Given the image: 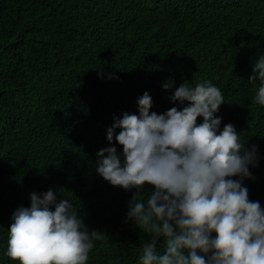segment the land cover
I'll return each mask as SVG.
<instances>
[{
    "label": "trees",
    "instance_id": "trees-1",
    "mask_svg": "<svg viewBox=\"0 0 264 264\" xmlns=\"http://www.w3.org/2000/svg\"><path fill=\"white\" fill-rule=\"evenodd\" d=\"M260 55L264 0H0V264H17L5 255L13 211L49 189L106 235L88 264H138L149 236L126 222L135 189L100 177L96 154L145 91L150 111L179 110L168 96L185 81L222 90L221 128L256 147L243 183L264 207V107L247 81Z\"/></svg>",
    "mask_w": 264,
    "mask_h": 264
},
{
    "label": "clouds",
    "instance_id": "clouds-1",
    "mask_svg": "<svg viewBox=\"0 0 264 264\" xmlns=\"http://www.w3.org/2000/svg\"><path fill=\"white\" fill-rule=\"evenodd\" d=\"M247 81L259 82L253 100L264 107V55ZM168 99L182 107L157 114L145 91L136 113L113 117L106 131L110 146L96 154L100 177L135 189L126 222L149 236L138 264H264V207L249 199L243 183L251 178L250 166L258 165L256 147L247 146L231 123L221 128L217 113L225 98L211 81H185ZM29 201L10 217L5 255L17 264H88L96 242L107 238L89 231L58 190L30 193Z\"/></svg>",
    "mask_w": 264,
    "mask_h": 264
}]
</instances>
